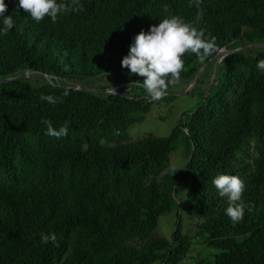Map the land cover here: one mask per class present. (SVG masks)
<instances>
[{
	"label": "trees",
	"instance_id": "obj_1",
	"mask_svg": "<svg viewBox=\"0 0 264 264\" xmlns=\"http://www.w3.org/2000/svg\"><path fill=\"white\" fill-rule=\"evenodd\" d=\"M81 2L82 11L37 23L5 0L15 26L0 34V264H181L196 243L218 253L195 264H264V47L221 58L199 108L167 137L129 141L154 103L124 92L143 90V81L121 67L132 37L178 16L215 38L211 55H184L167 93L175 82L190 85L218 51L264 43V0ZM110 75L122 78V94L75 88ZM48 95L57 102L41 100ZM44 120L69 124L67 137L47 135ZM180 143L186 164L173 175L169 156ZM218 174L244 181L235 225L213 184ZM184 178L188 208L201 219L196 233L182 234L179 223L171 240L152 237L159 217L178 211ZM42 234L56 239L43 243Z\"/></svg>",
	"mask_w": 264,
	"mask_h": 264
},
{
	"label": "clouds",
	"instance_id": "obj_2",
	"mask_svg": "<svg viewBox=\"0 0 264 264\" xmlns=\"http://www.w3.org/2000/svg\"><path fill=\"white\" fill-rule=\"evenodd\" d=\"M201 0H195L198 5ZM22 9L33 21L39 23L50 18L55 22L60 14H69L83 10L81 0H16V12ZM8 5L0 0V34H7L15 26V20L5 15ZM200 12L198 19H202ZM216 50L215 38L206 37L205 32L198 30L183 18L173 16L161 20L157 25L150 26L148 31L141 30L132 37L127 54L121 60V67L128 69L129 73L142 78V87L151 101H159L167 94L168 78L179 81L184 69V55L195 54L197 57L211 55ZM257 68L264 71V60L257 62ZM111 94L115 90L111 88ZM42 101L55 104L54 97L41 96ZM46 134L56 139L65 138L69 132V124L59 129L53 127L50 120H44ZM116 134H119L118 131ZM179 170V169H177ZM174 170L173 175L177 172ZM172 175V176H173ZM213 184L221 198H226L228 207L225 214L235 225L241 222L245 214L242 195L245 190L244 181L236 175L218 174ZM55 235L42 234L43 243L55 241Z\"/></svg>",
	"mask_w": 264,
	"mask_h": 264
},
{
	"label": "rangeland",
	"instance_id": "obj_3",
	"mask_svg": "<svg viewBox=\"0 0 264 264\" xmlns=\"http://www.w3.org/2000/svg\"><path fill=\"white\" fill-rule=\"evenodd\" d=\"M238 47L236 49H239ZM234 49V50H236ZM247 51V50H244ZM220 60L214 61V65L211 67L210 64L203 69V73L199 78V82L191 87L182 82H175L169 89L167 93L173 96V100L170 102H159L152 101L154 105L152 106L150 112L144 116L141 123L135 124L130 127L128 131L129 141H136L147 136L154 137H167L173 128L179 123V120L184 121L185 115L182 113L189 112L197 108L200 102L201 96L207 87V83L217 76L218 64ZM80 85L83 87L92 88L95 90H100L101 88H113L115 92H120L125 85L122 82V78L119 75L110 76H100ZM134 87V89L129 91L125 89L129 95H140L146 100L151 101L147 97V93L144 89L140 90L139 87ZM122 94V92H120ZM185 146L180 143L176 146L175 150L170 153V168L181 172L185 167L186 160L184 157ZM190 180L184 178L180 181L177 189V207L178 211L173 210L172 213L159 217L157 221V226L152 233V237L164 238L171 240L173 234L180 223V228L182 234L192 235L197 231V226L201 222L194 213H192L187 205L186 192L189 188ZM178 214V216H177ZM202 241L201 238H198ZM195 239L193 242H197ZM218 251L208 247L206 244H193L191 253L188 258L181 264H195L198 261L211 262L214 255Z\"/></svg>",
	"mask_w": 264,
	"mask_h": 264
},
{
	"label": "water",
	"instance_id": "obj_4",
	"mask_svg": "<svg viewBox=\"0 0 264 264\" xmlns=\"http://www.w3.org/2000/svg\"><path fill=\"white\" fill-rule=\"evenodd\" d=\"M256 47H264V43H257V44H251V45H245V46H242L241 48L239 49H236V50H230V51H225V50H220L218 51L210 60H208V62L204 65H202L198 70L197 72L195 73L194 75V78H193V82L192 84L189 85V87L192 88V86L195 84V82L197 81L199 75L201 74V72L203 71V69L211 64L212 62L214 61H217V60H220L221 58L223 57H227L231 54H234V53H239V52H243L244 50H247V49H253V48H256ZM28 76V73H23L21 74L20 76H18L19 78H25ZM8 81V80H6ZM213 83V80L211 82V84ZM76 89H81L83 91H96V92H101V93H108V94H111V91L110 90H95V89H92V88H87V87H80V86H76L75 87ZM207 96V94H206ZM199 108V106L196 108V110ZM195 110V111H196Z\"/></svg>",
	"mask_w": 264,
	"mask_h": 264
}]
</instances>
